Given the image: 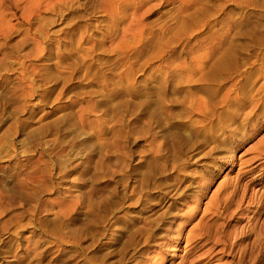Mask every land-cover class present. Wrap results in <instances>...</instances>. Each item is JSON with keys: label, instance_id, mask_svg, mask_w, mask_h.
Returning <instances> with one entry per match:
<instances>
[{"label": "rangeland", "instance_id": "1", "mask_svg": "<svg viewBox=\"0 0 264 264\" xmlns=\"http://www.w3.org/2000/svg\"><path fill=\"white\" fill-rule=\"evenodd\" d=\"M0 264H264V0H0Z\"/></svg>", "mask_w": 264, "mask_h": 264}]
</instances>
